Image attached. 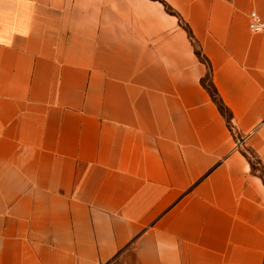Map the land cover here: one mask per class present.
Masks as SVG:
<instances>
[{"label": "crops", "instance_id": "crops-1", "mask_svg": "<svg viewBox=\"0 0 264 264\" xmlns=\"http://www.w3.org/2000/svg\"><path fill=\"white\" fill-rule=\"evenodd\" d=\"M252 12L264 0H0V264H264Z\"/></svg>", "mask_w": 264, "mask_h": 264}, {"label": "trees", "instance_id": "trees-1", "mask_svg": "<svg viewBox=\"0 0 264 264\" xmlns=\"http://www.w3.org/2000/svg\"><path fill=\"white\" fill-rule=\"evenodd\" d=\"M191 39L193 40L192 37H191ZM197 54H198L200 59H202V60H204L205 62L208 63L206 58H204L202 56L201 51L197 52ZM202 83H203L204 87L207 89V91L210 93V95L212 96L213 100L215 101V103L217 104L218 108L220 109L222 115L226 118L228 124L231 127V116H230L227 108L225 107L224 103L220 99L218 91H217V89H216V87H215V85L213 83V80H212V68L211 67H210V71L208 73V76L202 81ZM247 155L250 158V154H247Z\"/></svg>", "mask_w": 264, "mask_h": 264}, {"label": "built area", "instance_id": "built-area-1", "mask_svg": "<svg viewBox=\"0 0 264 264\" xmlns=\"http://www.w3.org/2000/svg\"><path fill=\"white\" fill-rule=\"evenodd\" d=\"M249 29L256 34H264V21L256 12L249 15Z\"/></svg>", "mask_w": 264, "mask_h": 264}, {"label": "rangeland", "instance_id": "rangeland-1", "mask_svg": "<svg viewBox=\"0 0 264 264\" xmlns=\"http://www.w3.org/2000/svg\"><path fill=\"white\" fill-rule=\"evenodd\" d=\"M193 42H194V41H193ZM194 46H195V48H196V51L199 52L200 49H199L198 45L195 44V42H194ZM201 60H202V59H201ZM202 61H203L205 64L208 65L207 62H205L204 60H202ZM207 83H208V82H207ZM241 142H242V140H240V141L238 142V146H240ZM250 162H251V164H252V169H253V171H254L256 174H258V175L263 179V181H264V166H262V165L260 164L259 160H258L253 154H250Z\"/></svg>", "mask_w": 264, "mask_h": 264}]
</instances>
